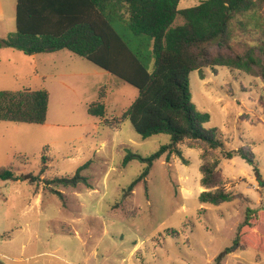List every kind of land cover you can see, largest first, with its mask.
I'll return each instance as SVG.
<instances>
[{
	"label": "rangeland",
	"instance_id": "1",
	"mask_svg": "<svg viewBox=\"0 0 264 264\" xmlns=\"http://www.w3.org/2000/svg\"><path fill=\"white\" fill-rule=\"evenodd\" d=\"M201 1L180 0L178 10ZM0 2L1 41L15 31V0ZM180 24L177 17L173 26ZM232 25L237 39L250 40L235 22ZM114 27L119 34L130 36L119 23ZM133 40L140 43L151 66V41L146 37ZM72 60L57 63V69L98 74L88 78L81 101L68 94L60 102L54 95L44 125L0 122V168L13 167L20 178L38 177L33 186L22 178L0 181V262L264 264V220L244 249L226 253L247 209L264 215V108L258 104L264 82L224 67L204 69L203 80L197 71L189 75L191 101L209 117L204 129L221 138L224 152L243 150L253 155L252 163L239 156L220 162L225 189L241 194L247 202L201 205L200 151L183 143L178 146L181 157L171 155L166 160L165 154L155 161L145 181L124 199V211H112L121 192L144 168L138 161L122 167L126 150L147 157L168 145L170 138L161 134L142 139L129 121L119 130L100 126L98 119L87 114L84 103L95 102L105 89L107 116H117L138 91L92 63L78 57ZM48 68L46 63L40 70ZM40 84L31 58L5 48L0 56V91H36ZM18 156L27 159L19 161ZM42 157L48 170L39 175ZM87 163L82 175L91 188H59L63 201L49 192L46 180L73 175Z\"/></svg>",
	"mask_w": 264,
	"mask_h": 264
},
{
	"label": "trees",
	"instance_id": "2",
	"mask_svg": "<svg viewBox=\"0 0 264 264\" xmlns=\"http://www.w3.org/2000/svg\"><path fill=\"white\" fill-rule=\"evenodd\" d=\"M180 0H15V31L0 41L25 56L68 51L92 63L109 75L134 87L138 94L120 116H107L103 104L105 89L87 108L102 127L119 130L129 121L142 139L167 135L170 143L147 157L126 150L122 167L131 161L144 165L140 175L121 192L112 211H124L123 201L145 181L155 161L171 155L181 157L178 146L187 143L200 151L201 205L219 206L247 198L225 189L221 159L239 156L252 163L253 155L243 150L223 151L221 138L205 130L207 114L191 101L189 75L204 69L224 67L264 82V0H204L192 8L178 10ZM179 17L181 24L173 26ZM233 22L250 40L234 35ZM119 23L130 36L119 34ZM151 41L152 65L134 38ZM47 90L0 91V122L44 125L47 119ZM259 106L264 108V95ZM46 151V150H45ZM220 157H219V155ZM19 161L27 159L18 156ZM39 175L47 169L42 157ZM88 163L73 175L53 177L45 184L50 193L63 201L59 188H90L82 175ZM33 186L38 177L23 176ZM13 167L0 168V181L21 179ZM137 212L136 208L132 211ZM132 215V217H133ZM264 220L261 211L247 209L245 220L226 253L244 249L249 236L257 235L256 226ZM0 264H3L0 262Z\"/></svg>",
	"mask_w": 264,
	"mask_h": 264
},
{
	"label": "crops",
	"instance_id": "3",
	"mask_svg": "<svg viewBox=\"0 0 264 264\" xmlns=\"http://www.w3.org/2000/svg\"><path fill=\"white\" fill-rule=\"evenodd\" d=\"M2 9L3 7L0 2V17H2L3 15ZM4 49L5 48L0 49V56L2 53H4ZM29 57L31 58L34 64L35 78L41 81L40 89L47 90L49 94L48 111H49L50 103L54 99V95L59 98L60 102H63L64 98L67 97L68 94L72 95V97L78 98L81 101L82 94L88 88L87 87L89 84L88 78L98 75L95 71L86 73L81 70L77 71V69H74L72 71L71 70L70 71H59L57 69V65H56L57 63L60 64L61 62H72L73 57H77L68 51H58V52L48 53V54H37V55L29 56ZM46 63L49 68L47 70L45 69L40 70V68ZM48 79L51 80L50 81L51 83L48 82ZM105 99H106V91H105V95L103 98V104H104L105 111H106ZM93 103L94 102L84 103L86 106V112H87L88 106ZM48 111H47V115H48ZM120 115H117V116H120ZM108 116H114V115H108ZM90 117H93V116H90ZM93 118L97 119L95 117Z\"/></svg>",
	"mask_w": 264,
	"mask_h": 264
}]
</instances>
